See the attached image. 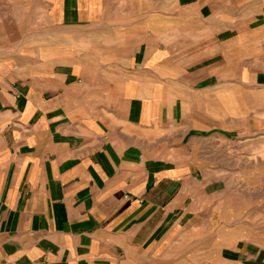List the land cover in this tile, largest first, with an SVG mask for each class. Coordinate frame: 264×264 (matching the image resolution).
Masks as SVG:
<instances>
[{"label":"crops","instance_id":"1","mask_svg":"<svg viewBox=\"0 0 264 264\" xmlns=\"http://www.w3.org/2000/svg\"><path fill=\"white\" fill-rule=\"evenodd\" d=\"M136 6L0 0V264L161 260L202 164L186 140H217L198 95L217 79L176 74V28Z\"/></svg>","mask_w":264,"mask_h":264},{"label":"rangeland","instance_id":"2","mask_svg":"<svg viewBox=\"0 0 264 264\" xmlns=\"http://www.w3.org/2000/svg\"><path fill=\"white\" fill-rule=\"evenodd\" d=\"M135 1L138 14L151 9L161 19L154 30L176 28L166 37L178 44L176 74L203 65L217 79L215 102H205L204 89L198 94L200 111L208 105L217 112V140L187 138L190 146L197 136L202 164L185 212L157 246L164 250L156 247L163 253L156 262L264 264V0Z\"/></svg>","mask_w":264,"mask_h":264}]
</instances>
